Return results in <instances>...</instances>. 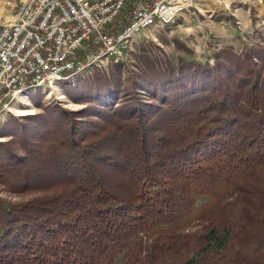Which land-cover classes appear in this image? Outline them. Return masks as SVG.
Returning <instances> with one entry per match:
<instances>
[{"label": "trees", "instance_id": "trees-1", "mask_svg": "<svg viewBox=\"0 0 264 264\" xmlns=\"http://www.w3.org/2000/svg\"><path fill=\"white\" fill-rule=\"evenodd\" d=\"M190 68L193 93L96 78V129L44 123L0 152V183L54 189L0 198V264H264V47Z\"/></svg>", "mask_w": 264, "mask_h": 264}, {"label": "rangeland", "instance_id": "rangeland-1", "mask_svg": "<svg viewBox=\"0 0 264 264\" xmlns=\"http://www.w3.org/2000/svg\"><path fill=\"white\" fill-rule=\"evenodd\" d=\"M15 1L0 0L2 19L11 20ZM259 45L264 47V0H197L194 9L182 12L172 23L157 24L139 32L118 61L104 62L66 80L32 88L12 100L6 98L7 106L0 111V132L5 134H0V152L25 155L21 140L26 137L33 142L36 133L45 129L44 123L50 124V129H57L62 136L70 122L84 127L86 124L79 122L91 120L95 124L87 127L96 129V124L102 122L89 114L91 102L82 98L96 97L91 86L94 80L101 83L114 78L116 87L119 86L121 95H124L132 79L142 82L154 74L159 77L151 76L152 79L144 83L151 85L155 93L161 90L167 94L175 91L193 93L197 87L200 88L206 70L201 74L188 75L190 73L184 72L183 68L192 73L195 70L190 68L192 64L211 66L230 50L243 53ZM137 88L140 96L149 99L144 101L161 104L156 95H149L144 87ZM68 89L75 92L68 93ZM17 120L24 124H14ZM22 128L29 129L27 135ZM31 132L33 134L30 135ZM1 155L0 161H4ZM52 190L17 191L0 183V198L13 205L52 193ZM122 263L123 257L119 255L115 264Z\"/></svg>", "mask_w": 264, "mask_h": 264}, {"label": "built area", "instance_id": "built-area-1", "mask_svg": "<svg viewBox=\"0 0 264 264\" xmlns=\"http://www.w3.org/2000/svg\"><path fill=\"white\" fill-rule=\"evenodd\" d=\"M197 0H16L0 16V111L6 98L121 59L134 37Z\"/></svg>", "mask_w": 264, "mask_h": 264}]
</instances>
